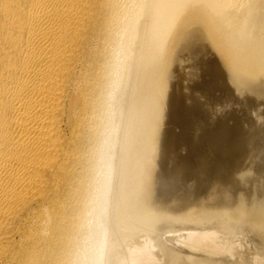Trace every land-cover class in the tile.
I'll list each match as a JSON object with an SVG mask.
<instances>
[{
  "label": "bare ground",
  "instance_id": "obj_1",
  "mask_svg": "<svg viewBox=\"0 0 264 264\" xmlns=\"http://www.w3.org/2000/svg\"><path fill=\"white\" fill-rule=\"evenodd\" d=\"M215 55L228 70L224 68V73L234 72L238 79L253 80V82L264 78V0H0V264H86L90 259H97L99 250L103 247L93 246V240L100 237L98 235L102 231L98 229L106 223L109 207L106 208L104 204L111 199L110 191L113 185L117 187V190H114L115 195L122 196L121 204L116 203V196L114 200L119 210L117 219H122L124 224L132 219L146 220L153 229H159V225L165 224L167 213H164L162 217L155 212L156 209L149 205L151 197L148 191L152 184L154 187L158 184L154 183V178L159 179L161 176V174L155 176L158 174L155 172L159 168L156 166L159 163L156 157L159 155L161 143H158V132L162 129L160 122L163 112L166 108L168 109L165 105L170 99L174 100L170 98L168 92L176 76L178 77L180 68L183 67L186 70L189 65L201 61L202 57L208 56L209 59ZM216 68L219 67L216 66L213 69L217 70ZM189 69L192 68L189 67ZM199 77L200 75H197L195 79L199 80ZM206 79L208 81V77ZM186 80L184 79L185 83L184 81L182 83L186 84ZM190 81L192 82L191 78ZM173 85H176L175 82ZM208 91L211 93L210 90ZM167 94L170 97H166ZM193 96L188 97L191 99ZM167 98L170 99L167 100ZM199 101L201 102L200 99ZM188 103H190L189 106L194 103L193 98L192 103ZM206 103L209 102L206 101ZM220 105L222 106L221 103ZM170 106H172L171 103ZM251 106L249 108L252 109ZM210 108L208 111L212 115L217 108H212L213 110ZM200 109H198L199 112H201ZM124 113L128 116L126 117ZM197 119L200 118L197 117ZM262 119L264 121V118ZM124 123L129 136L125 139L128 138L129 145L122 153L126 157V160L124 159L126 163L123 166V172L120 171L122 174L119 175L118 171L122 170V165L116 159L117 149L124 142H120L118 135ZM197 123H200L199 120ZM204 127L206 129V126ZM247 176L249 174L245 178ZM255 177L257 178V175ZM254 184H252L253 187ZM165 186L167 187L166 184ZM165 186L163 192H166ZM154 190L151 188L153 193H156L158 189ZM162 194L161 192L160 195ZM209 196L211 197L210 194ZM162 197L159 196V198ZM165 198L170 199L171 205L178 203L171 197ZM253 198L256 200V197ZM164 199L156 202L167 200ZM251 201L254 205L255 201ZM164 202L161 203L164 204ZM213 203L215 204L216 200ZM165 205L160 209L162 210ZM171 205H167L169 208L166 211L170 210ZM178 206L175 207L179 208ZM204 206L207 208L206 204ZM208 206H211V203ZM231 206L234 204H226L230 211ZM257 206L255 204V209ZM261 207L259 206L257 213L264 219V209ZM208 208V211L213 209ZM220 209L221 212L224 211L221 207ZM174 210L172 209L173 216L182 212L179 209L180 212L174 215L176 214ZM202 211L203 209L200 212ZM238 212L240 213V211L232 212V215H238ZM207 214L209 215V212ZM210 214L212 215L211 212ZM218 215L221 214L218 213ZM250 216L255 215L252 213ZM224 217L227 216L224 215ZM257 217L256 220L261 222ZM198 218H196L197 221ZM234 218L237 217L234 216ZM171 220L173 221L172 218ZM122 221L119 222L123 224ZM133 222L131 224H136ZM253 223L252 225L255 224ZM229 229H233L229 222L219 219L212 225L203 227L201 231L197 230L190 234L185 241H188L191 248L196 249L209 239L210 242L213 241L216 236L212 237L213 240L211 236L216 235L214 233L217 230ZM164 232L161 230V233ZM105 233L104 230L100 235ZM260 242L264 243V239ZM148 246L134 247L131 254L129 253L130 264L153 262L156 255ZM260 246L262 247V244ZM175 255L173 252L168 253L167 258H170L167 259V261L170 260L168 263L180 262L178 257L176 258L179 253ZM205 257L202 259H206ZM192 259L196 261L193 256ZM215 260L207 258L193 264H216ZM123 262L125 264V260Z\"/></svg>",
  "mask_w": 264,
  "mask_h": 264
},
{
  "label": "rangeland",
  "instance_id": "obj_2",
  "mask_svg": "<svg viewBox=\"0 0 264 264\" xmlns=\"http://www.w3.org/2000/svg\"><path fill=\"white\" fill-rule=\"evenodd\" d=\"M207 57V58H206ZM218 56H212L211 58L208 59V56L202 57L200 60L196 62L197 64L194 65H189L188 68L186 67V71L185 69L180 68V72H178V77L176 76L175 81H173V83L175 82L176 85H173V83L171 84V87L169 89L168 94L170 93V96L166 97H170L174 100H171L170 98H167V100H169V102L167 101V104L165 105V108L168 107V109L166 108L165 111L163 112L164 114L162 115V121L160 122V127H162L161 132H158V140L160 143L159 146V157L157 156L156 158H158L159 163H157L156 166H158L155 170V172H158L157 175L155 176H159V174H161V176H159L160 178H154V183H158L155 185L152 184V190H157L155 191L156 193H153L150 190L148 191L150 194L149 197H151L149 199V205H151L153 207V209L155 210L156 213L160 214L162 217H164V213H167V215H165V224L159 225V229H153L147 222L146 220L143 221H136L134 219L130 220V221H126L124 224V221H122V219H120L123 224L121 222H119L120 220L116 218V216H118L119 214V210L115 204V194L117 190L116 185H113L112 190L110 191V197L111 199H108L104 206L107 208L109 207V212L106 218V223L104 226L99 227V235L100 237L96 238V239H92L93 240V246H99L101 245L103 247V249L99 250V259H93L89 261V263L86 264H123L124 260H125V264H130V252H132L134 250V247L136 248H141L144 247V245H149L148 247H150L151 251H153V254L156 255L154 256V261L150 262V264H166V262L168 263L167 256L168 253L173 252V254L175 255L176 252L177 254L179 253L178 256H176L177 259H179L180 262H176L177 264H193L196 261H200V260H207L208 259H212L216 261V264H223L225 262V264H264V243L260 242L262 241V239H264V227L262 228V225L264 223H262V221L264 222V219L261 218L257 211H259V206L264 209V141L262 139L263 135H264V121L262 118H264V88L262 84H264V78L257 80V81H250V80H241L238 79L237 77H235L236 75L234 74V72H226L225 71V66L224 63L219 60L220 58H217ZM204 58V59H203ZM206 59V61H205ZM210 60V61H209ZM208 61V62H207ZM204 62V63H203ZM215 62V63H214ZM210 63V64H209ZM209 64V65H208ZM216 64V65H215ZM193 66V67H192ZM201 66V67H200ZM204 66V67H203ZM208 66V67H206ZM214 66V67H213ZM218 66L219 70H214L215 67ZM192 68V69H189ZM195 67V68H194ZM212 67V68H211ZM205 68V70H204ZM209 68V69H207ZM212 70H211V69ZM214 68V69H213ZM225 68V69H224ZM183 69V72H182ZM189 69V70H188ZM194 69V70H193ZM197 69V70H195ZM201 69V70H200ZM194 74H191V72ZM227 70V69H226ZM188 75H187V73ZM203 71V72H201ZM218 71V73H216ZM228 71V70H227ZM206 72V74L204 73ZM186 73V74H185ZM199 77L195 79V77H197V75ZM201 73V74H199ZM214 73V74H212ZM222 73V74H221ZM180 74V75H179ZM185 74V76H184ZM189 74H191L189 76ZM219 74V75H218ZM230 74L232 75L230 77ZM183 75V76H182ZM193 75V76H192ZM206 77H205V76ZM222 77H221V76ZM180 76L182 78H180ZM195 76V77H194ZM210 76V78H209ZM216 76V77H215ZM220 76V77H219ZM208 77V81L207 78ZM212 77V78H211ZM179 78V79H178ZM189 78V80H188ZM190 78L192 80V82L190 81ZM193 78V79H192ZM205 78V79H204ZM215 78V79H214ZM224 78V79H223ZM232 78V79H230ZM178 81H177V80ZM182 79V80H180ZM184 79L190 81L188 83V81L186 80V84H183L182 82L184 81ZM213 79V80H211ZM235 79V80H234ZM177 81V82H176ZM181 81V82H180ZM197 81V82H196ZM201 81V82H198ZM211 83H210V82ZM215 81V82H214ZM224 81V82H223ZM263 82L261 84V82ZM180 82V83H179ZM213 82V83H212ZM259 82V84H258ZM179 83V84H178ZM185 83V81H184ZM203 83V84H202ZM206 83V84H205ZM230 83V84H229ZM256 83V84H255ZM188 84V86H187ZM226 84V85H225ZM258 84V86H257ZM262 87H261V85ZM197 86V87H193V86ZM199 85V86H198ZM201 85V88H200ZM212 85V86H211ZM216 85V86H215ZM219 85V86H217ZM223 85V86H222ZM260 85V87H259ZM176 86V87H175ZM178 86V87H177ZM180 86V87H179ZM187 86V88H186ZM173 87V88H172ZM190 87V89H189ZM213 87V90H212ZM172 88V90H171ZM177 88V89H175ZM182 88V89H180ZM195 88V89H193ZM209 88V89H207ZM180 89V90H179ZM201 89V90H200ZM208 90L211 91L210 95ZM216 89V90H215ZM262 89V90H261ZM174 90V91H173ZM176 90V91H175ZM190 92H189V91ZM198 90V91H197ZM215 90V91H214ZM182 91V92H181ZM184 91V93H183ZM192 91V93H191ZM214 91V92H213ZM217 91V92H216ZM188 92V93H187ZM200 93V95L198 96ZM229 92V93H227ZM171 93L174 95H171ZM180 95H178V94ZM187 93V94H185ZM195 93V95L193 94ZM203 93V94H202ZM185 94V95H184ZM214 94V96H213ZM222 94V95H221ZM184 95V97H183ZM194 95V96H193ZM207 95V96H206ZM220 95V96H219ZM182 96V97H181ZM186 96V97H185ZM188 96H193V102L192 103V98L190 99V97ZM222 96V98H221ZM176 97V98H175ZM180 97V98H179ZM207 97V98H206ZM216 97V98H215ZM220 97V98H219ZM184 98V99H183ZM202 98V99H201ZM215 98V99H214ZM218 98V99H217ZM249 98V99H248ZM179 99V101H178ZM181 99V100H180ZM189 101H187V100ZM199 101V99L201 100V102ZM210 100V101H208ZM213 100V101H212ZM217 100V101H216ZM221 100H223L221 102ZM231 100V101H230ZM253 100V101H252ZM172 101V102H171ZM178 101V102H177ZM181 101V102H180ZM184 104H183V102ZM209 102L206 103L205 102ZM187 102H191L194 105H190V103L187 104ZM198 102V104H197ZM211 102V103H210ZM225 102V103H224ZM238 102V103H237ZM249 102V103H248ZM170 103L172 106H170ZM173 103V104H172ZM175 103V104H174ZM178 103V104H177ZM181 103V105H180ZM196 103V104H195ZM220 103L222 104V106L220 105ZM263 103V104H262ZM177 104V105H176ZM187 104V106L185 105ZM200 104V105H199ZM214 104V105H213ZM217 104V105H216ZM177 107H176V106ZM179 105V106H178ZM203 105V107L201 106ZM209 105V107H211L210 109H214L217 108V110L214 109L212 115L209 114V107H207ZM250 105H252V109L249 108ZM263 105V107H262ZM173 106H175V108H173ZM204 106L206 108H204ZM245 106V107H244ZM172 107V108H170ZM196 107V108H195ZM199 107V108H198ZM201 107V109H200ZM256 107V108H255ZM259 107V108H258ZM262 107V108H261ZM183 108V109H182ZM184 108H187V110ZM175 109V110H174ZM196 109H197V113H196ZM201 112H199V110ZM206 109V110H205ZM212 109V110H213ZM222 109V110H221ZM231 109V110H230ZM251 109V110H250ZM167 110V111H166ZM170 112H169V111ZM191 110V111H190ZM258 112H256V111ZM178 113H177V112ZM183 111V112H182ZM190 111V112H189ZM242 111V112H241ZM250 111V113H249ZM181 112V113H180ZM219 112V113H218ZM244 112V113H243ZM205 113V114H204ZM218 113V114H216ZM252 113V114H251ZM257 113V114H256ZM262 113V114H261ZM178 114V115H177ZM200 114V115H199ZM203 114V115H202ZM244 114V115H243ZM259 114V115H258ZM124 115L127 117L128 115H126V113H124ZM231 115V117H230ZM248 115V116H247ZM171 116V117H170ZM175 116V117H174ZM185 116V117H184ZM226 116V117H225ZM246 116V117H245ZM256 116V117H255ZM261 116V118H260ZM263 116V117H262ZM126 117H123L124 119ZM179 117V118H178ZM197 117H199L200 119H197ZM174 118V119H172ZM183 120H182V119ZM193 118V120H192ZM196 118V120H195ZM215 118V119H214ZM217 118V120H216ZM241 118V119H240ZM244 118V119H243ZM207 119V120H206ZM211 121H210V120ZM214 119V120H213ZM239 123H238V120ZM255 119V120H254ZM165 120V121H163ZM197 120H199L200 123H197ZM213 120V121H212ZM262 120V121H261ZM183 121V122H182ZM190 121V122H189ZM193 121V122H191ZM202 121V123H201ZM205 121H208L207 123ZM179 122V124L177 123ZM205 122V123H204ZM225 122V123H224ZM244 124H243V123ZM162 123V125H161ZM172 123V124H171ZM183 123H185V125H183ZM189 125H188V124ZM259 123V124H258ZM164 124V125H163ZM169 124V125H168ZM182 124V125H181ZM201 124V125H200ZM236 124V125H234ZM247 126H246V125ZM251 124V125H250ZM262 124V125H261ZM123 128H121L122 130H120L119 135H118V139H120L121 143H127L129 142L128 138V132L126 129V123L123 124ZM188 125V127H187ZM220 125V126H219ZM181 126V127H180ZM206 126V129L205 127ZM238 126V127H237ZM261 126H262V130H261ZM164 127H167L166 129ZM234 127V128H232ZM260 127V128H259ZM171 128V129H169ZM174 128V129H173ZM176 128V129H175ZM184 128V129H183ZM237 128V130H236ZM255 128H257L255 130ZM126 129V130H125ZM164 129V130H163ZM193 129V130H192ZM197 129V130H196ZM232 129V130H231ZM235 129V131L233 130ZM242 129V130H241ZM245 129V130H244ZM185 130V131H184ZM220 130V131H219ZM255 130V131H254ZM160 131V129H159ZM164 131V132H163ZM167 131V132H166ZM170 131V132H169ZM174 131V132H173ZM193 133H192V132ZM202 131V132H200ZM237 131V132H236ZM247 131V132H246ZM251 131V132H250ZM257 131V132H256ZM215 132V133H214ZM160 133V135H159ZM166 135H165V134ZM172 133V134H171ZM254 133V134H253ZM175 136H174V135ZM180 134V135H179ZM195 134V135H193ZM202 134V135H201ZM122 135V136H121ZM197 135V136H196ZM230 135V136H229ZM262 135V137H261ZM128 136L127 139H125ZM171 136V137H170ZM174 136V137H173ZM188 136V138H187ZM199 136V138H198ZM208 136V137H207ZM243 136V137H242ZM248 138H246V137ZM251 136V137H250ZM254 136V137H253ZM256 136V137H255ZM197 137V138H196ZM172 138V139H171ZM237 138V139H236ZM246 138V141H245ZM253 138V140H251ZM258 138V139H257ZM122 139V140H121ZM124 139V140H123ZM165 139V140H164ZM178 139V140H177ZM206 142H204V141ZM251 140V141H249ZM181 143H180V142ZM198 141H200L199 143H197ZM240 141V142H239ZM167 142V143H166ZM169 142V143H168ZM176 142V143H175ZM187 142V143H186ZM209 142V143H208ZM213 142V143H212ZM120 144L117 150H118V156L116 157V159L119 161V163H121L122 165V170L119 169L118 174L121 175L123 172V166L126 163V157L123 156V152H125L126 147H128L129 143L127 144ZM183 143V144H182ZM255 143V145L253 144ZM173 144V146H172ZM192 144V145H191ZM196 144V145H195ZM206 144V145H205ZM213 144V145H212ZM242 144H244L242 146ZM261 146H260V145ZM124 145V146H123ZM126 145V146H125ZM168 145V146H167ZM199 145V146H198ZM201 145V147H200ZM217 145V146H216ZM250 145V146H249ZM191 146V147H190ZM196 146V147H195ZM209 146V147H208ZM175 147V148H174ZM240 147V148H238ZM245 147V148H244ZM262 147V148H261ZM161 148V149H160ZM191 150H190V149ZM218 148V149H217ZM232 148V149H231ZM234 148V149H233ZM127 149V148H126ZM176 149V150H175ZM186 149V150H185ZM177 150L179 152H177ZM201 150V151H200ZM168 151V152H166ZM189 151V152H188ZM194 153H193V152ZM177 152V153H176ZM196 152V153H195ZM263 152V153H262ZM163 153V154H162ZM198 153V154H197ZM230 153V154H229ZM234 153V154H233ZM161 154V155H160ZM210 154V155H209ZM217 154V155H216ZM246 154V156H245ZM261 154V155H260ZM173 155V157H172ZM191 155V157L189 158V156ZM194 155V156H193ZM225 155V156H224ZM186 156V157H185ZM209 156V157H208ZM252 156V157H251ZM185 157V158H184ZM199 157V158H198ZM205 157V158H204ZM193 158V159H192ZM209 158V161H208ZM249 158V159H248ZM260 158V159H258ZM125 159V160H124ZM167 159V160H166ZM190 161L188 163V161ZM122 160V161H121ZM177 160V161H176ZM194 160V161H192ZM238 160V161H237ZM248 160V161H247ZM251 160V161H250ZM254 160V161H253ZM256 160H259L258 162ZM168 161V162H167ZM182 161V162H181ZM186 161V162H185ZM208 161V162H207ZM178 162V163H177ZM185 162V163H184ZM213 162V163H212ZM225 162V163H224ZM254 162V163H253ZM161 163V164H160ZM183 163V164H182ZM244 163V164H242ZM193 164V165H192ZM202 166H201V165ZM250 164V165H249ZM252 164V165H251ZM258 164V165H257ZM170 165V167H169ZM188 165V166H187ZM207 165V166H206ZM183 166V167H182ZM185 166V167H184ZM196 166V168H195ZM245 166V167H244ZM251 166V167H250ZM255 166V167H253ZM174 167V168H173ZM189 167V168H187ZM194 167V168H193ZM249 167V168H248ZM200 168V169H199ZM244 168V169H242ZM205 171H204V170ZM238 171H236V170ZM247 169V171H246ZM255 169V170H254ZM172 170V171H171ZM236 172H235V171ZM243 170V171H241ZM122 171V172H120ZM176 171V172H175ZM179 171V172H178ZM189 171V172H188ZM194 171V172H193ZM249 171V173H247ZM192 172V173H191ZM241 172V173H240ZM174 173H178V174H174ZM190 173V174H189ZM156 174V173H155ZM179 174H181L179 176ZM200 174V175H199ZM249 174V176H247L245 178V176ZM253 174V175H252ZM115 175V174H114ZM164 175V177H163ZM204 175V176H203ZM232 175V176H231ZM257 175V178L255 177ZM174 179H172L171 177ZM229 176V177H228ZM240 176V177H239ZM259 176V177H258ZM263 176V177H262ZM165 179H163V178ZM190 179H189V178ZM204 177V178H202ZM207 179H206V178ZM217 177V178H216ZM239 177V178H237ZM162 178V179H161ZM170 180H169V179ZM221 178V179H220ZM248 178V179H247ZM255 178V179H254ZM161 180V181H160ZM169 180V181H168ZM177 180V181H176ZM222 180V181H221ZM228 180V181H227ZM233 180V181H231ZM178 183H175V182ZM192 181V182H191ZM207 181V182H206ZM222 183H221V182ZM242 181V183H241ZM255 181V182H254ZM261 181V182H260ZM164 182V183H163ZM171 182V183H169ZM174 182V183H173ZM190 182V183H189ZM196 182V183H195ZM210 182V183H209ZM228 184H227V183ZM233 182V183H232ZM235 182V183H234ZM238 182V183H237ZM253 182V183H252ZM257 182V183H256ZM200 183L202 185H200ZM206 183V184H205ZM212 183V184H211ZM240 183V184H239ZM258 184V186L256 184ZM261 183V184H260ZM165 184L167 185V187L165 186ZM189 184V185H188ZM195 184V185H194ZM197 184V185H196ZM219 184V185H218ZM222 184V185H221ZM224 184V186H223ZM231 184H235V185H231ZM239 186H238V185ZM254 184V187L253 185ZM172 185V186H171ZM216 185V186H214ZM231 185V187H230ZM164 186L166 187V192H163L165 190ZM170 186V187H169ZM188 186V187H187ZM196 186V187H195ZM218 186V187H217ZM246 186V187H245ZM179 187V188H178ZM191 187V188H189ZM224 190H222L221 189ZM224 187V188H223ZM234 190H233V188ZM176 188V189H174ZM178 188V189H177ZM193 188V189H192ZM220 188V189H219ZM228 188V189H226ZM232 188V189H231ZM257 188V189H255ZM162 189V190H161ZM164 189V190H163ZM171 189V190H170ZM174 189V190H173ZM184 189V190H183ZM191 191H190V190ZM210 189H212L210 191ZM217 189V190H216ZM238 189V190H236ZM242 190L240 192V190ZM247 189V190H246ZM255 189V191H254ZM160 190V191H159ZM170 190V192H169ZM180 190V191H179ZM194 190V192H193ZM202 190V191H201ZM205 190V191H204ZM228 190V191H227ZM260 190V192H259ZM151 191V192H150ZM176 191V194H174V192ZM178 191V192H177ZM198 191V192H197ZM200 191V192H199ZM209 191V192H208ZM223 191V192H222ZM246 191V192H245ZM158 192V193H157ZM161 192L163 193L162 195ZM191 192V193H190ZM196 192V193H195ZM202 192V193H201ZM212 192V193H211ZM226 192V193H225ZM165 193V194H164ZM169 193V194H166ZM173 193V194H172ZM189 193V194H188ZM216 193V194H215ZM232 193V194H231ZM257 193V194H255ZM261 193V195H259ZM155 194V195H154ZM171 194V196H170ZM205 194V195H204ZM209 194L211 195V197L209 196ZM219 194V195H218ZM227 194V195H226ZM173 195V196H172ZM178 195V196H176ZM181 195V197L179 196ZM242 195H247L245 196L246 198L244 199ZM256 195V196H253ZM263 195V196H262ZM121 194H118V196H116V200L118 204H121L122 202V196ZM159 196H163L162 198L164 199L165 197H171V199L173 198L174 202H178V203H173L171 205V201L170 199L168 200V198L165 202L163 200H161V202H164L165 205V209L163 208L162 210L160 208L163 207V203L161 202H156L157 200L160 201ZM175 196V197H174ZM196 196V197H195ZM207 196L209 198H207ZM214 196H217L214 198ZM222 196V197H220ZM224 196V197H223ZM232 196V197H231ZM256 197V200L253 197ZM261 196V197H260ZM153 197V198H152ZM177 197V198H176ZM185 197V199H184ZM213 197V198H212ZM218 197L221 198V202L220 198L218 199ZM240 197V199H239ZM243 199H242V198ZM260 197V198H259ZM121 198V199H120ZM158 198V199H157ZM175 198V199H174ZM181 198V199H179ZM183 198V199H182ZM197 198V199H196ZM210 201H207V199ZM216 203L214 204L213 201ZM224 198V199H223ZM164 199V200H165ZM206 199V200H205ZM258 199V200H257ZM120 200V203H119ZM178 200V201H177ZM182 200V201H181ZM185 200V201H184ZM189 200V201H188ZM203 200V202H202ZM228 202H227V201ZM240 200V201H239ZM243 200V201H242ZM247 200V201H245ZM255 201L254 205L252 203ZM170 201V202H169ZM181 201V203L179 204V202ZM196 201V202H195ZM207 201V203L205 202ZM226 203H225V202ZM205 202V203H204ZM219 202V203H217ZM240 202V203H239ZM243 202V203H242ZM244 202H246L244 204ZM204 203V204H203ZM211 206H208V204ZM231 203V204H229ZM263 203V204H260ZM159 204V205H158ZM176 204V205H175ZM195 204V205H194ZM202 204V205H201ZM207 206V208L203 205ZM217 204V205H216ZM227 205H232L234 204V206H231V211L230 209H228V207L230 208V206L226 207ZM236 204V206H235ZM240 204V205H239ZM255 204L257 206V204H260L256 207L255 209ZM167 205H171L170 206V210L167 212L166 209ZM176 208L178 205L179 208H176L174 210L173 208ZM183 205V206H182ZM192 205V206H191ZM199 205V206H198ZM213 205V206H212ZM220 205V206H219ZM242 205V208H241ZM176 206V207H175ZM181 206V207H180ZM218 206V207H216ZM187 207L188 210H187ZM208 207H210L212 210L208 211ZM220 207L224 210L223 212H221L222 210L220 209ZM227 209H226V208ZM195 208V210H194ZM260 208V209H261ZM172 209L175 211L177 215L178 212H180L179 209H181L182 212L181 215L182 217L180 218V213L177 216H173V211ZM178 209V210H177ZM192 209V211H191ZM203 209L204 212L208 211L209 215L207 214L208 212L203 213L200 212ZM247 209V210H245ZM251 209L253 211H251ZM261 209V211H263ZM177 210V211H176ZM185 210V211H184ZM200 210V211H197ZM219 210V211H217ZM233 210V211H232ZM243 210V211H242ZM256 211V214L255 211ZM161 211L163 213H161ZM166 211V212H165ZM172 211V212H170ZM195 211V212H194ZM217 211V213H216ZM226 211V213H225ZM230 211V212H229ZM240 211V213L238 212V215H232L234 212ZM242 211V212H241ZM247 213H246V212ZM197 212V213H196ZM200 212V213H199ZM210 212L212 213V215L210 214ZM213 212L215 214H213ZM233 212V213H232ZM255 215V216H250V214ZM172 213V214H171ZM194 213V215L192 214ZM199 213V214H198ZM202 213V214H201ZM221 214V215H218ZM228 213V215H227ZM261 213V212H260ZM169 214V215H168ZM197 214V216H199V218L195 215ZM207 214V215H206ZM223 214V215H222ZM248 214V215H247ZM173 217H172V216ZM214 215V216H213ZM227 216V217H224ZM230 215V216H229ZM259 217V221L258 219L256 220L257 216ZM195 216V217H192ZM208 216V218H207ZM212 218H210V217ZM222 216V217H220ZM237 217V218H234ZM251 218H250V217ZM173 219V221L171 220V218ZM188 217V219L186 218ZM203 217V218H202ZM234 218L232 220V218ZM241 217V218H240ZM246 217H248L246 219ZM255 217V218H253ZM257 217V218H258ZM170 218V219H169ZM185 218V219H184ZM194 218V219H193ZM196 218H198V221L196 220ZM117 219V220H116ZM171 221H169V220ZM179 221H176L178 220ZM201 219H205L204 221ZM210 219V220H209ZM216 219V220H215ZM219 219L223 220V221H227L229 222V224L231 225V227H233V229H229L226 231H218L211 236V240L212 237H215L213 241L210 242V239L207 240L206 242H203L201 244V246H199L198 248H191V246L188 244V241H185L186 238L189 237L190 234H193L194 232L201 231L203 229V227H206L208 224L209 226L212 225V223L219 221ZM244 219H246L244 221ZM186 220V221H185ZM193 222H192V221ZM195 220V221H194ZM230 220V221H229ZM238 220V221H237ZM241 220V221H240ZM255 220V221H254ZM136 224H131L132 222ZM185 221V222H184ZM212 223H211V222ZM233 221V222H232ZM243 221V222H242ZM247 221V222H246ZM254 221V223H253ZM131 224V226L128 224ZM131 222V223H130ZM170 222V224H169ZM172 222V223H171ZM183 222V223H182ZM192 222V224H191ZM257 222V223H256ZM232 223V224H231ZM244 223V224H243ZM246 223V225H245ZM248 223V224H247ZM250 223V224H249ZM252 223L254 225H252ZM261 223V224H260ZM120 224V225H119ZM127 224V225H126ZM196 224V225H195ZM204 224V225H203ZM234 224V225H233ZM237 224V226H236ZM123 225H126L125 227ZM129 225V226H128ZM136 227H135V226ZM142 225V226H141ZM233 225V226H232ZM239 225V226H238ZM243 227H240V226ZM258 225V226H257ZM261 225V227L259 226ZM149 226V227H148ZM203 226V227H201ZM250 226V227H249ZM252 226H256L255 228H253ZM264 226V225H263ZM245 227V228H244ZM248 227V228H247ZM251 227L253 228V231L251 229ZM260 227V228H259ZM103 228V229H102ZM147 228V229H146ZM250 228V230H249ZM145 229V230H144ZM151 229V230H150ZM255 229V230H254ZM106 231L105 235H100L103 234V231ZM111 230V231H110ZM148 230V231H147ZM156 230V231H154ZM162 232L164 233H161ZM237 230V231H236ZM261 230V231H259ZM152 231V232H151ZM167 231V232H166ZM174 233H173V232ZM180 231V232H179ZM172 232V233H171ZM183 232V233H182ZM185 232V233H184ZM189 234H188V233ZM227 232V233H226ZM235 232V233H234ZM254 232V233H253ZM159 233V234H158ZM246 233V234H245ZM258 233V234H257ZM179 234V235H178ZM185 234L187 236H185ZM218 234V235H217ZM263 234V235H261ZM155 235V236H154ZM159 235V237L157 236ZM244 235V236H243ZM259 235V236H257ZM102 236V237H101ZM231 236V237H229ZM261 236L263 238H261ZM185 237V239H184ZM233 237V238H232ZM103 238V239H101ZM157 238V239H156ZM166 238V239H165ZM231 238V239H230ZM246 238V239H245ZM260 238V239H259ZM226 239V240H225ZM228 239V240H227ZM236 239V240H235ZM243 239V240H242ZM255 239V240H254ZM102 240V241H101ZM111 240V241H110ZM253 240V241H252ZM257 240V241H256ZM150 241V242H149ZM159 241V242H158ZM223 241V242H222ZM231 241V242H230ZM237 241V242H236ZM243 241V242H242ZM249 241V242H248ZM259 241V242H258ZM146 242H148L146 244ZM161 242V243H160ZM214 242V243H213ZM225 242V243H224ZM230 242V243H229ZM248 242V243H246ZM181 243V244H180ZM206 243V244H205ZM210 243V244H209ZM229 243V244H228ZM232 243V245H231ZM235 245H234V244ZM238 243V244H237ZM245 243V244H244ZM259 243L262 244V247L259 245ZM113 246H112V245ZM169 244V245H168ZM237 244V245H236ZM244 244V245H241ZM104 245V246H103ZM141 245V246H140ZM153 245V246H152ZM203 245V246H202ZM205 245V246H204ZM226 247H225V246ZM230 245V246H229ZM247 245V246H246ZM260 248H259V246ZM233 246V248H232ZM246 246V247H245ZM153 250H152V248ZM225 247V248H224ZM99 248V247H97ZM96 248V249H97ZM133 248V249H132ZM135 248V249H136ZM187 248V249H186ZM189 248V249H188ZM206 248V249H205ZM226 249V250H225ZM239 249V250H238ZM165 250V251H164ZM199 250V252H198ZM214 250V251H213ZM223 250V251H222ZM225 250V251H224ZM246 250V251H245ZM250 250V251H249ZM205 251V252H204ZM213 251V252H212ZM220 254H219V252ZM233 251V252H232ZM238 251L240 253H238ZM244 251V254H243ZM252 251V252H251ZM257 251V252H256ZM161 252V253H160ZM224 252V253H223ZM232 252V253H231ZM242 252V253H241ZM247 252V253H246ZM130 253V254H129ZM195 253V254H194ZM199 253V254H198ZM182 254V255H181ZM256 254V255H255ZM183 255H185L186 257H184ZM199 255V258H198ZM209 255V256H208ZM230 255V256H229ZM237 255V256H236ZM246 257H245V256ZM129 256V257H128ZM183 256V257H181ZM191 256V258H190ZM192 256L194 259H196V261H194L192 259ZM207 256V257H205ZM126 257V258H125ZM156 257V258H155ZM196 257V258H195ZM202 257H205L206 259H202ZM210 257V258H209ZM224 257V258H223ZM232 257V258H231ZM238 257V258H237ZM243 257V258H242ZM261 257V258H260ZM112 258V259H111ZM124 258V259H123ZM181 258V259H180ZM215 258V259H214ZM236 258V259H234ZM114 259V260H113ZM121 260V261H117V260ZM170 259V258H169ZM183 259V260H182ZM187 261L185 262L184 261ZM189 259V260H188ZM191 259V260H190ZM253 259V260H252ZM166 260V261H165ZM221 262H220V261ZM244 260V261H243ZM94 261V262H93ZM159 261V262H157ZM191 261V262H190ZM246 261V263H245ZM114 262V263H113ZM120 262V263H119ZM220 262V263H219ZM237 262V263H236ZM249 262V263H248ZM176 263H172V264H176ZM168 264H171V262H169Z\"/></svg>",
  "mask_w": 264,
  "mask_h": 264
}]
</instances>
